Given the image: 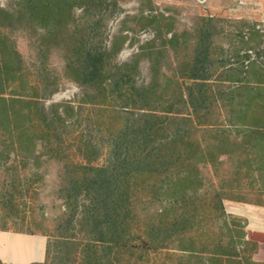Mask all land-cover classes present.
Segmentation results:
<instances>
[{
  "label": "trees",
  "instance_id": "1",
  "mask_svg": "<svg viewBox=\"0 0 264 264\" xmlns=\"http://www.w3.org/2000/svg\"><path fill=\"white\" fill-rule=\"evenodd\" d=\"M120 11L117 0L0 4V219H20L17 203L43 160L58 165L51 189L66 209L50 233L0 231L46 238L45 260L28 264H44L50 250L67 264H263L251 260L244 220L222 205L264 202L246 197L264 195V66L249 59L253 46L244 41L251 48L227 62L211 44L222 28L202 16L190 46L187 32L172 33L117 62L126 34L105 46L103 33ZM53 49L59 76L38 59ZM169 50L180 56L171 75L136 84L139 60ZM59 77L80 98L44 106Z\"/></svg>",
  "mask_w": 264,
  "mask_h": 264
},
{
  "label": "rangeland",
  "instance_id": "2",
  "mask_svg": "<svg viewBox=\"0 0 264 264\" xmlns=\"http://www.w3.org/2000/svg\"><path fill=\"white\" fill-rule=\"evenodd\" d=\"M6 1L8 0H0V4L4 5ZM117 2L121 11L105 21L103 33L105 35L103 40L105 46L109 45V41L113 36L117 38L115 42L118 43L119 36L126 34V39L114 56L117 62L127 60L146 41H152L155 46L160 43L167 45L166 40L172 33L179 35L182 32H187L189 40L187 39L186 43L190 46L195 41L193 39L194 26L198 22V18L205 16L214 21L215 29L220 30L222 28L219 35L212 36L211 44L212 46L217 43L221 45L224 49L223 56L227 58V62H234L237 56H242L246 52L244 48L253 46L249 53L246 52L249 59L255 60L264 66V0H117ZM74 12L78 14L80 9L75 8ZM255 30H258L257 34L252 32ZM244 41L249 46L245 45ZM16 47L23 58L28 60L31 53H29L28 43L25 41L24 36L16 35ZM235 48L238 49V55H234L233 50ZM56 51V49H53L47 59H44V57L38 59L49 63L53 72L55 71L59 76L61 62ZM215 53H217L216 50L211 55L214 56ZM179 58V54L175 57V53L169 50L167 55L152 57L149 61H147V58L140 59L139 73L134 77L136 84H146L151 76H158L159 78L170 76L172 66ZM242 61L243 64L247 62L244 59ZM150 63L152 64L150 65ZM155 63L158 65H155ZM263 74L264 72H261V77L259 75L258 79L261 78L264 81ZM253 75L254 79L257 78L254 65L250 63L248 76L253 77ZM80 95L81 92L78 86L74 82L63 78L58 82L57 91L42 101L44 106L61 101L75 104ZM35 166L38 173L29 184L31 189L17 203L16 215L21 216L20 219L18 218L19 221L18 219H4V221L0 219V226L10 229L21 226L19 228H28L34 231L44 230L50 233L52 232V226L57 221V215L66 210L62 200L56 198L51 189L58 179L56 174L59 170L58 165L54 160H43L41 163H36ZM246 197L253 201L257 199L264 201V195L247 194ZM52 234L56 233L53 231ZM75 236L80 235L75 233ZM31 240H34V238H31ZM7 243L8 246L3 244L0 254L10 256L11 260L17 261L19 264L22 263L21 259L18 258L21 254L25 257L28 254L25 243L24 245L18 244V246ZM53 253L50 250L44 264H67L66 253ZM52 255L55 256L54 259L51 258Z\"/></svg>",
  "mask_w": 264,
  "mask_h": 264
},
{
  "label": "crops",
  "instance_id": "3",
  "mask_svg": "<svg viewBox=\"0 0 264 264\" xmlns=\"http://www.w3.org/2000/svg\"><path fill=\"white\" fill-rule=\"evenodd\" d=\"M223 209L226 213L238 216L244 220L245 238L255 242V250L251 253V260L264 264V202H240L229 199H222ZM34 238V240H31ZM12 243L27 246L28 254L25 257L20 256V264L30 262H43L45 260V242L46 238L41 235L14 233L0 231V249L3 244ZM11 244V245H12ZM0 262L5 264H19L11 260L10 256L0 254Z\"/></svg>",
  "mask_w": 264,
  "mask_h": 264
}]
</instances>
